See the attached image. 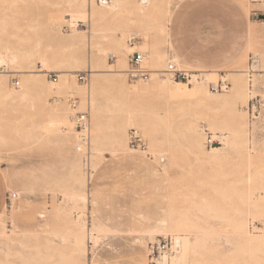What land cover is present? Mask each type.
Instances as JSON below:
<instances>
[{"label": "rangeland", "instance_id": "obj_1", "mask_svg": "<svg viewBox=\"0 0 264 264\" xmlns=\"http://www.w3.org/2000/svg\"><path fill=\"white\" fill-rule=\"evenodd\" d=\"M72 1L0 0V45L18 34L15 58L0 63V172L18 195L0 215V264H43L47 255L63 264L73 221L84 228L77 264H149L148 244L162 236L178 240L167 264H264V245L245 239L264 229V0ZM70 18L84 25L66 29ZM72 34L83 44L57 43ZM32 49L50 53L48 67ZM133 52L145 55L148 82L130 77ZM169 62L202 79L186 93L154 90L156 79L174 83ZM60 69L71 70V93L56 92ZM209 71L214 79H204ZM30 77L46 93L26 87ZM221 78L229 89L212 91ZM79 111L100 128L82 151ZM50 113L67 114L60 132L45 130ZM127 115L134 123L116 145L112 127ZM132 129L144 149L129 145ZM207 130L223 143L207 146Z\"/></svg>", "mask_w": 264, "mask_h": 264}, {"label": "bare ground", "instance_id": "obj_2", "mask_svg": "<svg viewBox=\"0 0 264 264\" xmlns=\"http://www.w3.org/2000/svg\"><path fill=\"white\" fill-rule=\"evenodd\" d=\"M148 1L149 0H142L143 3H147ZM79 5H80L79 0H73L72 4H71V7L76 8V7H79ZM139 8H141V9H139L140 13H144L145 12L142 7H139ZM97 16H98V14H97V12H95V13L92 14V16L89 15V18L90 19H95ZM57 20L58 21L61 20V13L56 15V18L50 17L48 19V21H47L48 26L50 28H55L56 25H57ZM17 38H18V34H16L15 32H12L10 34H7V37L5 39H3V41H2V43L0 45V63H5L6 62L5 58L9 57V56L15 58ZM89 41H90V44L92 43V46L95 47L96 42H93V38H92V41H91V39ZM133 42H135V41H133ZM57 43L58 44L60 43L63 46H69V47H73L74 48L76 46L82 45L83 44V40L78 41L77 38L75 37V35L72 34V35H69L68 37L60 39L59 42L57 41ZM129 49L131 51H134L135 50V46L133 45L132 47H129ZM27 55L29 57H31V58L36 56V59H38L39 62H41L43 66L48 67V64H49V61H50V53H48L47 51L45 52V51H42V50H34V49H32ZM59 63H60V65H63L64 64V60H60ZM59 71H61V74L59 75L58 80L54 83L55 87H56V92L58 94L59 93L60 94L71 93V88H72L71 81H70L71 77H69L70 74L68 73V72H71V70L60 69ZM91 71H93V70L90 69V72ZM120 71H122V70H120ZM203 73H205V72H203ZM207 75L208 76H204V74H203V76L205 78H209L211 76L214 79L216 77V73L215 72H208ZM73 76L74 75H72V79L74 78ZM155 79H156V77H155ZM165 80L166 79H156L155 85L153 87L154 90L159 91L161 93L168 94L171 87L174 88L175 90H178L179 92H182V93L189 92L192 89L186 83L173 81L174 83L171 86V84L169 82L165 81ZM36 82H39L37 77H30V78H28L26 80V87L30 88L32 91H36V92H39V93H46L47 90L38 88L37 85H39V84L38 83L36 84ZM247 87H249V86H247ZM239 88H240L239 86H235V89H239ZM201 91H202L201 87H196V90H195L194 93L196 95H199L201 93ZM253 93H254V89L250 88L249 92H248L249 96L251 94H253ZM80 94H81V96L83 98L87 97L85 92H80ZM206 104H208V102H206ZM61 112H63V111H61ZM48 118H49L48 122H46L45 125H44L45 130L47 132H49V131L51 132L53 130L60 132L61 131L60 127L63 126V125L67 126V124H68L67 114L66 113H58L55 116H53V115L51 116V113H50V115H48ZM133 123L134 122L132 121V117L127 115V116L123 117L122 119H120L115 124V126L112 127L113 128L112 139H113V143L114 144L119 145V138L121 137V135H124V136L126 135L127 127L129 125L133 124ZM65 127H64V129H66ZM185 131L191 136L196 135L197 134L196 133V131H197L196 130V125L192 121L188 122L186 124V126H185ZM99 136H100L99 124L93 123L92 126H90V128H89V139H90V137H92V141L96 143L98 141V139H99ZM68 138H69L68 134L63 135L62 136V140L64 141L63 143L67 142ZM200 143L203 144V142H201V141H200ZM219 150H220V147H212V151L213 152H216V151H219ZM114 153H115V151H114ZM249 179L250 178H248V180ZM81 196H83L85 201H89V196H86L84 194L81 195ZM255 198H259L257 196V194L255 193V191L248 192V199L249 200H254ZM40 214H41V217H46V212H42ZM240 219H241V222L239 223V225L237 227L244 228L245 227L244 226L245 225V220H244L243 217L240 218ZM67 230H68V235L64 236L63 239H64L65 243L67 242L69 250H68V254L64 258V263L63 264H77L78 251L80 250L81 247H83V244H85L84 243V239H83V237H84L83 236L84 228L81 227L77 222L73 221L72 224L67 226ZM1 233L2 232H0V236L3 238V234H1ZM245 239H246V243L249 244L250 246H253L254 248H259L260 246H263L264 245V229H263V231L260 234L254 235L253 237L250 236V237L245 238ZM177 241L178 240L176 238V243H177ZM186 243H184V244H186ZM187 244H186V246H187ZM47 249H49V248H47ZM166 258L167 257L165 256L164 259H166ZM48 259H49L48 255L47 256H43V260H44L43 264H51V261H47Z\"/></svg>", "mask_w": 264, "mask_h": 264}, {"label": "built area", "instance_id": "obj_3", "mask_svg": "<svg viewBox=\"0 0 264 264\" xmlns=\"http://www.w3.org/2000/svg\"><path fill=\"white\" fill-rule=\"evenodd\" d=\"M101 5H109L112 0H96ZM71 25H66V29H70L72 26L78 27L80 24L84 25L83 22L75 21L73 18L69 19ZM145 61V55L141 52H133L131 54V68L128 71L129 75L133 79H140L148 82L150 80V71L143 65ZM167 72L171 78L177 82H183L187 85L194 81L202 79L201 74H197L193 71L180 69L173 62H169ZM87 72L78 74V80L81 82L87 81ZM205 79V77H204ZM12 84L16 87L20 85V80L13 78ZM230 87L229 81L225 78H221L217 83H210V89L215 92L227 91ZM76 101H73V105ZM75 126L79 133L81 145L78 147V151H82L83 146H87L89 142V128H90V114L86 111L75 112L73 115ZM206 130V129H205ZM225 136L222 134H213L207 130L206 132V145L217 146L221 145L224 141ZM129 145L133 149H144L145 141L141 132L137 129H132L129 134ZM18 195L15 192H8L6 199V207L12 206L13 202L17 199ZM177 248V244L172 236H162L156 240L150 241L148 244L150 262L149 264H167L164 256L165 254H172Z\"/></svg>", "mask_w": 264, "mask_h": 264}, {"label": "crops", "instance_id": "obj_4", "mask_svg": "<svg viewBox=\"0 0 264 264\" xmlns=\"http://www.w3.org/2000/svg\"><path fill=\"white\" fill-rule=\"evenodd\" d=\"M211 72V71H209ZM8 185L7 182L0 172V215L6 209V199L8 194Z\"/></svg>", "mask_w": 264, "mask_h": 264}]
</instances>
